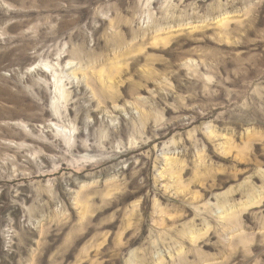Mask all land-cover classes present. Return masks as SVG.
Masks as SVG:
<instances>
[{"label":"rangeland","instance_id":"1","mask_svg":"<svg viewBox=\"0 0 264 264\" xmlns=\"http://www.w3.org/2000/svg\"><path fill=\"white\" fill-rule=\"evenodd\" d=\"M0 264H264V0H0Z\"/></svg>","mask_w":264,"mask_h":264}]
</instances>
